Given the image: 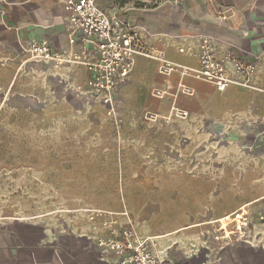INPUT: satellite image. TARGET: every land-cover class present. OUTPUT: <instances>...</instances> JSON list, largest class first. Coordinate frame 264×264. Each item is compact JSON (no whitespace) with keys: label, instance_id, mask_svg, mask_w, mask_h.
<instances>
[{"label":"crops","instance_id":"0c3cea01","mask_svg":"<svg viewBox=\"0 0 264 264\" xmlns=\"http://www.w3.org/2000/svg\"><path fill=\"white\" fill-rule=\"evenodd\" d=\"M96 2L107 14L130 23L151 52L146 57L137 55L133 78L135 82L141 79L143 88L167 90L165 99L155 98L154 113L165 114L170 107L184 110L189 118L178 121L182 127H200L205 119L210 131L211 121L221 124L220 136L238 147V156L243 155L241 146L254 150L262 166L260 174L242 181L236 192L229 168L217 175L210 171L214 169H206L208 175L193 179L175 203L165 189L160 214L110 215L138 236L152 239V249L163 264H264V221L259 215L264 210V0ZM0 34L1 46L14 43L18 48L19 44L46 40L54 51L64 54L86 46L80 34L72 39L65 0H0ZM203 36L216 44L220 57L231 52L255 64L250 87L239 88L234 83L220 92L198 76V47ZM163 62L174 66L168 76L159 73ZM226 67L233 75L234 65L227 63ZM47 69L60 84L66 75L75 84H86L89 77L82 64ZM127 82L116 88V104L117 91L126 90ZM183 85L192 87L194 96L185 95ZM187 132L194 136L192 130ZM245 204L250 205L251 222L247 241L219 250L211 237L199 234L203 222L233 214ZM174 206L176 211L165 209ZM105 234L101 222L89 220L83 211L0 216V264H111L114 255L97 246L99 236Z\"/></svg>","mask_w":264,"mask_h":264},{"label":"rangeland","instance_id":"374dc122","mask_svg":"<svg viewBox=\"0 0 264 264\" xmlns=\"http://www.w3.org/2000/svg\"><path fill=\"white\" fill-rule=\"evenodd\" d=\"M30 49L31 43L0 45V216L160 214L165 189L175 203L206 169L217 175L229 168L235 192L260 174L254 150L241 146L239 157L238 147L214 136L206 119L182 127L178 121L189 116L178 117L172 107L152 119L156 88L141 87L134 71L126 90L117 91L110 117L98 95L77 89L84 82L75 84L70 75L54 81Z\"/></svg>","mask_w":264,"mask_h":264},{"label":"built area","instance_id":"2783aa9c","mask_svg":"<svg viewBox=\"0 0 264 264\" xmlns=\"http://www.w3.org/2000/svg\"><path fill=\"white\" fill-rule=\"evenodd\" d=\"M65 9L69 14L72 39L80 34L86 46L76 53L64 54L54 51L48 41L41 40L31 43V57L46 68L66 64L86 66L88 81L78 85L77 89L98 95L106 107V114L113 117L116 112V88L129 80L136 65V56L147 52L142 38L130 23L107 14L96 0H65ZM199 42L198 76L212 83L220 92L234 83L239 88L251 86L256 71L253 62L244 61L231 52L220 57L216 44L207 36L201 37ZM227 63L234 65L233 75L227 70ZM174 70L171 63L163 62L159 73L168 76ZM181 90L185 95L194 96V89L188 85H183ZM152 96L163 100L167 97V90L156 88ZM174 112L180 118L189 116L184 110ZM151 117L156 120L158 115L151 113ZM249 209L250 205L245 204L233 214L203 222L199 234L211 237L219 250L245 242L251 233ZM259 215L264 221V210ZM88 219L93 222L99 220L106 229V234L99 236L97 246L103 253L114 255L115 261L111 264H163L152 249V239L138 236L134 230L122 226L116 217L98 210L89 212Z\"/></svg>","mask_w":264,"mask_h":264},{"label":"water","instance_id":"95a60500","mask_svg":"<svg viewBox=\"0 0 264 264\" xmlns=\"http://www.w3.org/2000/svg\"><path fill=\"white\" fill-rule=\"evenodd\" d=\"M40 66L47 69L46 66H44L43 64L42 65L40 64ZM222 128H223V125L218 124V123L216 124L213 121L210 122V129L212 133H214L216 136H220L222 134V131H223Z\"/></svg>","mask_w":264,"mask_h":264}]
</instances>
